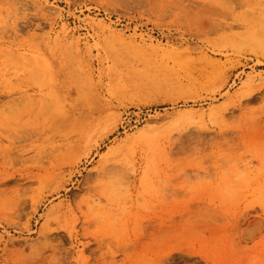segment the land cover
I'll return each instance as SVG.
<instances>
[{
  "label": "rangeland",
  "instance_id": "obj_1",
  "mask_svg": "<svg viewBox=\"0 0 264 264\" xmlns=\"http://www.w3.org/2000/svg\"><path fill=\"white\" fill-rule=\"evenodd\" d=\"M0 264H264V0H0Z\"/></svg>",
  "mask_w": 264,
  "mask_h": 264
},
{
  "label": "bare ground",
  "instance_id": "obj_2",
  "mask_svg": "<svg viewBox=\"0 0 264 264\" xmlns=\"http://www.w3.org/2000/svg\"><path fill=\"white\" fill-rule=\"evenodd\" d=\"M87 136L89 137L88 132L82 133L81 136H80V138H79V141L80 142H83V141L87 140L86 139ZM76 144H77V142H73V143L66 144L64 146V150L66 152L65 155H69L70 153H72L74 151V149H75V146L74 145H76ZM39 182L42 183L41 181H39ZM92 203H93V201H92Z\"/></svg>",
  "mask_w": 264,
  "mask_h": 264
}]
</instances>
